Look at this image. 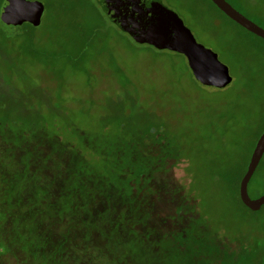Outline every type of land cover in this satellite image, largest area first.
Masks as SVG:
<instances>
[{"label":"rangeland","instance_id":"obj_1","mask_svg":"<svg viewBox=\"0 0 264 264\" xmlns=\"http://www.w3.org/2000/svg\"><path fill=\"white\" fill-rule=\"evenodd\" d=\"M27 1L38 26L0 21V264H264V207L235 196L264 131V41L210 0H160L216 70L96 0ZM230 1L264 30V0Z\"/></svg>","mask_w":264,"mask_h":264},{"label":"water","instance_id":"obj_2","mask_svg":"<svg viewBox=\"0 0 264 264\" xmlns=\"http://www.w3.org/2000/svg\"><path fill=\"white\" fill-rule=\"evenodd\" d=\"M229 20L243 30L264 41V30L244 17L225 0H210ZM104 14L121 29L140 31L154 37L173 39V43L198 50L214 63L212 69L226 68L218 64L216 56L199 47L191 32L176 13L169 10L160 0H96ZM45 7L39 2L27 0H5L0 10V21L7 27L19 28L25 24L38 26ZM178 40L179 42H174ZM216 69V70H217ZM264 156V132L253 149L247 171L239 184L241 203L251 212H259L264 207V194L252 200L248 195V185Z\"/></svg>","mask_w":264,"mask_h":264},{"label":"trees","instance_id":"obj_3","mask_svg":"<svg viewBox=\"0 0 264 264\" xmlns=\"http://www.w3.org/2000/svg\"><path fill=\"white\" fill-rule=\"evenodd\" d=\"M25 25H27V26H29V27H31L30 25H28V24H25ZM25 25H23V26H25ZM22 26V27H23ZM247 32V31H246ZM250 34V33H249ZM250 35H252V34H250ZM253 36V35H252ZM253 37H255V36H253ZM255 38H257V37H255ZM259 39V38H258ZM261 40V39H260ZM263 41V40H262ZM264 132V131H263ZM261 135H262V133H261ZM260 135V136H261ZM259 136V137H260ZM259 139V138H258ZM258 139H257V141H258ZM256 141V142H257ZM246 171H247V168H246V170L239 176V178H238V180H237V188H236V190H235V196L237 197V199H238V201H239V203H240V205L244 208V209H246L247 211H249L242 203H241V201H240V198H239V193H238V189H239V184H240V182H241V179L243 178V176L245 175V173H246ZM263 195V194H262ZM261 195V196H262ZM260 197V196H259ZM259 197H257V198H259ZM43 200V199H42ZM73 203H75V202H73ZM77 207V206H76ZM262 211V210H261ZM253 214H256V213H253ZM135 254L137 255V256H135V258H136V260H138V255L142 252V248L141 249H136L135 251ZM116 255H114L113 257H114V259L117 261V260H121V256H124L121 252H114ZM127 254H132V252H129V253H127ZM126 254V255H127ZM148 254H151V252L149 251L148 252ZM6 255V253L5 254H0V257H4ZM144 258L147 260V256H144ZM261 260V259H260ZM152 261V260H151ZM150 261V262H151Z\"/></svg>","mask_w":264,"mask_h":264},{"label":"flooded vegetation","instance_id":"obj_4","mask_svg":"<svg viewBox=\"0 0 264 264\" xmlns=\"http://www.w3.org/2000/svg\"><path fill=\"white\" fill-rule=\"evenodd\" d=\"M229 5H231L235 10H237V8L231 3L230 0H225ZM211 2V1H210ZM240 14H242L239 10H237ZM243 15V14H242ZM244 16V15H243ZM246 17V16H244ZM247 18V17H246ZM248 19V18H247ZM89 193V192H88ZM75 199H78V196H74ZM80 198V197H79Z\"/></svg>","mask_w":264,"mask_h":264}]
</instances>
